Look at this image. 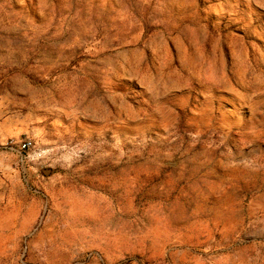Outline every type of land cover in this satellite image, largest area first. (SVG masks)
<instances>
[{
    "label": "rangeland",
    "instance_id": "obj_1",
    "mask_svg": "<svg viewBox=\"0 0 264 264\" xmlns=\"http://www.w3.org/2000/svg\"><path fill=\"white\" fill-rule=\"evenodd\" d=\"M0 264H264V0H0Z\"/></svg>",
    "mask_w": 264,
    "mask_h": 264
},
{
    "label": "built area",
    "instance_id": "obj_2",
    "mask_svg": "<svg viewBox=\"0 0 264 264\" xmlns=\"http://www.w3.org/2000/svg\"><path fill=\"white\" fill-rule=\"evenodd\" d=\"M32 145H33L32 141L25 140L21 143L20 150L26 151V150L30 149Z\"/></svg>",
    "mask_w": 264,
    "mask_h": 264
}]
</instances>
